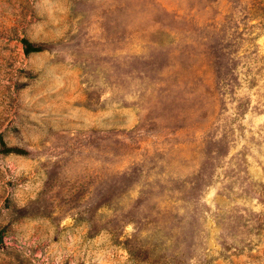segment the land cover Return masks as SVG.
<instances>
[{"label": "rangeland", "instance_id": "obj_1", "mask_svg": "<svg viewBox=\"0 0 264 264\" xmlns=\"http://www.w3.org/2000/svg\"><path fill=\"white\" fill-rule=\"evenodd\" d=\"M0 264H264V0H0Z\"/></svg>", "mask_w": 264, "mask_h": 264}, {"label": "trees", "instance_id": "obj_2", "mask_svg": "<svg viewBox=\"0 0 264 264\" xmlns=\"http://www.w3.org/2000/svg\"><path fill=\"white\" fill-rule=\"evenodd\" d=\"M39 50H41L40 46H34L28 40H25V51L27 53L32 52V51H39ZM4 151L5 152H13V151L20 152L21 150H19L18 148H14V147H8V148H5Z\"/></svg>", "mask_w": 264, "mask_h": 264}]
</instances>
